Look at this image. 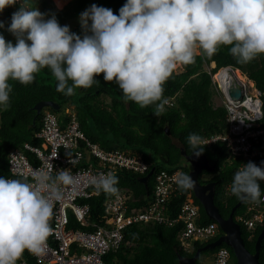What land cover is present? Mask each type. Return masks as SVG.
<instances>
[{
  "label": "clouds",
  "instance_id": "9594fccd",
  "mask_svg": "<svg viewBox=\"0 0 264 264\" xmlns=\"http://www.w3.org/2000/svg\"><path fill=\"white\" fill-rule=\"evenodd\" d=\"M16 3L0 0V13ZM80 25L83 35L61 26L55 13L46 19L38 7H29L22 0L7 27L15 44L0 34V107H9L10 80L28 85L36 73L49 68L58 81L57 91L66 96L91 87L103 74L105 82L115 81L122 90L125 103L135 102L141 108L155 104L153 114L159 117L165 108L175 106L176 96L163 99L164 84L178 65L195 62L197 50L211 57L221 45L231 46L230 54L242 64L264 54V0H126L118 15L92 4L80 14ZM4 27L0 21V29ZM210 66L214 68V63ZM221 69L227 67L215 74ZM212 75L215 94L225 97ZM246 80L251 81L247 76ZM200 141L195 133L188 136L196 157L204 151ZM225 165H229L226 159ZM179 168L185 173L177 175L178 187L194 189L196 181L188 175L191 166L184 158ZM32 177L35 183L0 177V264H17L26 250L44 254L53 232L54 202L64 198V186L74 190L79 186L71 169H61L54 177L36 170ZM207 178L201 183H207ZM258 181H264V167L249 161L236 171L231 192L243 202H258ZM89 183L97 191L118 193V177L113 172L99 173Z\"/></svg>",
  "mask_w": 264,
  "mask_h": 264
},
{
  "label": "trees",
  "instance_id": "16d2710c",
  "mask_svg": "<svg viewBox=\"0 0 264 264\" xmlns=\"http://www.w3.org/2000/svg\"><path fill=\"white\" fill-rule=\"evenodd\" d=\"M125 3L126 0H73L59 12L49 1H43L40 11L42 13L49 11L58 17L68 13L72 18L79 15L87 5L96 4L112 9L114 14L118 15L119 9ZM9 25L10 20L6 22L3 29H0V34H3L7 41H10L7 31ZM70 30L83 35L81 25H76ZM230 47L221 45L217 53L211 57L199 50L194 63L181 65L182 71L178 73L174 71L164 84L163 99L176 96L175 106L165 108L159 117L153 114L155 104L141 108L135 102L125 103L122 90L115 81L105 82L103 74L96 77L97 82L91 87L78 88L72 96H66L57 91L58 81L49 68L36 73L34 81L28 85L10 80L12 92L9 107L7 109L0 107V174L8 176L7 161L11 149L22 147L25 142L32 145L40 144V140L34 138V134L40 129L41 114L36 115L33 107L40 101H54L59 105V109L57 111L50 107L49 109L57 113L66 107H71L76 114L81 131L92 143L107 151L118 149L138 153L150 164L149 171L145 175L127 171L116 173L118 177L116 187L132 191L130 206L145 205L153 189L154 174L160 169L173 171L181 167L183 163L181 150L187 154L194 152L188 142L190 134L195 133L201 138H208L225 131L226 110L223 106H213L212 102L213 93L216 91L213 88L211 75L220 68L230 66L240 70L260 91L263 113L260 127L264 128V54L257 56L249 63L242 64L230 54ZM212 63L214 68L207 70L206 67H210ZM61 117L59 118L62 119ZM199 147L204 148L202 154L214 166L213 172L204 171L202 174L214 175L212 178L215 182L214 203L221 215L226 218L239 198L232 194L230 187L231 195L224 200V188L228 183L232 185L233 176L244 158L238 157L231 164L223 166L226 159L224 143L216 141L210 145H199ZM259 148L264 149V140L259 144ZM251 162L262 167V155L253 158ZM152 170L153 172L150 173ZM184 170L186 171L185 168ZM258 183L263 195L264 181H258ZM188 193L192 195L195 204L199 207L200 215L197 222L200 225L214 222L207 217L191 190H182L181 194H173L165 204L163 214L168 219L176 218ZM108 196L110 194L99 191L97 197L86 200L91 207L92 219L96 220L102 214V202ZM247 201L242 202L234 215L244 212ZM214 223L217 226V236L215 235L208 242L216 240L222 233L219 225ZM181 225L180 222L170 227L165 223L133 224L124 229V243L117 251L105 255L104 261L106 264H178L179 255L191 257L198 248L206 245L205 242H195L191 252L183 251L177 240ZM263 227L264 223L253 237L249 238L246 229L241 226L245 245L251 252H254L256 239ZM222 247L227 248L231 254L229 264H236L232 249L224 243L214 249L201 252L197 264H202L199 260L203 253L213 255ZM24 254L28 255V251L26 250ZM114 259L116 262H112ZM259 262L264 264V238L261 241Z\"/></svg>",
  "mask_w": 264,
  "mask_h": 264
},
{
  "label": "built area",
  "instance_id": "2783aa9c",
  "mask_svg": "<svg viewBox=\"0 0 264 264\" xmlns=\"http://www.w3.org/2000/svg\"><path fill=\"white\" fill-rule=\"evenodd\" d=\"M219 87L225 94L226 129L223 133L201 138L200 145L216 141L224 143L227 164L238 157L244 158L236 171L259 155L264 161V149L259 148L264 140V128L260 127L263 115L260 91L254 88V92L249 93L246 83H241V98L232 100L226 94L227 86ZM40 114L41 126L34 134L40 144L25 142L22 147L11 149L7 161L8 176L0 174V177L35 183L32 173L36 170L50 172L54 177L61 169H71L72 175L79 180V186L75 190L64 186V198L54 202L50 221L53 232L47 240L44 254L23 253L17 264H106L105 255L117 251L124 243V229L137 223H165L170 227L180 222L177 240L179 247L187 253L192 251L195 242L206 243L215 237L217 226L214 222L206 225L197 222L199 207L189 194L185 195L176 218L168 219L163 214V208L172 195L182 192L175 182L179 173H185L181 168L173 171L161 169L154 174L153 189L145 205L130 206L132 191L120 187L117 194H110L102 202V214L98 219H92L91 207L86 200L97 196L99 191L90 185L91 177L107 172L116 175L118 171L145 175L150 164L140 154L118 149L107 151L92 143L81 131L71 107L64 109L62 119L49 107L43 108ZM230 187L231 183L225 186L224 200L231 195ZM246 203L244 212L236 215L235 221L252 238L264 223V194L258 202L248 200ZM230 262L231 254L225 247L213 255V264Z\"/></svg>",
  "mask_w": 264,
  "mask_h": 264
},
{
  "label": "water",
  "instance_id": "95a60500",
  "mask_svg": "<svg viewBox=\"0 0 264 264\" xmlns=\"http://www.w3.org/2000/svg\"><path fill=\"white\" fill-rule=\"evenodd\" d=\"M227 70L229 71L227 93L231 99L237 100L242 95V89L233 73L232 68L227 67ZM46 107H50L55 111L59 109V105L54 101H40L34 105L33 109L36 111V115H39L41 110ZM181 153L182 157L191 166V170L188 175H191L192 179L196 181L195 188L190 190L203 207L207 217L219 225L222 234L217 238V240L198 248L191 257H183L179 255L178 264H197V259L201 252L214 249L223 243L232 249L236 264H260L259 254L261 241L264 238V227L256 239L254 252H251L245 245L240 225L233 219L235 211L240 207L243 201L239 199V201L231 209L228 216L224 218L221 215L219 208L214 203L215 182H207L203 184L199 181V175H201L204 171L212 172L214 170V166L210 164L209 159L204 154L196 157L193 153L187 154L184 150H181ZM152 172L153 170L150 173Z\"/></svg>",
  "mask_w": 264,
  "mask_h": 264
},
{
  "label": "rangeland",
  "instance_id": "374dc122",
  "mask_svg": "<svg viewBox=\"0 0 264 264\" xmlns=\"http://www.w3.org/2000/svg\"><path fill=\"white\" fill-rule=\"evenodd\" d=\"M43 1H45V2L49 1V3L52 4V6L55 8V10L61 12L63 10V8L66 5H68L69 3H71L73 0H68L63 8H58V6L55 4L54 0H23V2L26 3L29 7H35L36 6V7L39 8V10H41V7H42L41 2H43ZM21 2H22V0H17V3L14 6L7 7L2 13H0V21H3L5 25H6V22L8 20H10V23H11V16H12V14L15 11H17L19 9ZM90 7H91V5H87L81 11L84 12L86 9H88ZM43 13L46 14V19L50 18L51 14H52L49 11H45ZM80 14L77 15V16H73L72 18L69 17L68 13L65 14V15L59 16V17L56 14L55 15H56V18H57V20H58V22H59V24L61 26L67 25L71 29V28L75 27L76 25H80ZM89 23H91V22H89ZM9 37H10V41L13 44H15V42H16L15 36L9 32ZM197 52H198V50H197ZM211 68H212L211 66L210 67H206L207 70H210ZM180 71H182V68H181V65H178L176 70H175V72L178 73ZM243 75H244V81H241V82L242 83H246V90L249 93H253L254 92V88H255L254 83H252V81H247L245 74H243ZM215 77H216V74L212 75L213 80L216 82L217 80H216ZM245 81H247V82H245ZM216 86L219 89V85H218L217 82H216ZM212 102H213V106H221L225 102V97L221 93L220 94H218V93L215 94V92H214L213 93V97H212ZM56 114H57L58 117H60V116H62L64 114V110H61V111L57 112ZM207 177L209 178L210 176H208V174H202L200 176V180L201 181L206 180ZM199 262L200 263L202 262L203 264H213V256L211 254H209V253H203L200 256Z\"/></svg>",
  "mask_w": 264,
  "mask_h": 264
},
{
  "label": "bare ground",
  "instance_id": "6f19581e",
  "mask_svg": "<svg viewBox=\"0 0 264 264\" xmlns=\"http://www.w3.org/2000/svg\"><path fill=\"white\" fill-rule=\"evenodd\" d=\"M68 0H54L55 4L58 8H63L64 5L67 3ZM51 2V1H50ZM61 10V9H60ZM229 71L227 69H221L219 73L216 75V81L219 86L225 88L227 86ZM234 75L238 81H244V75L241 71L235 70ZM155 167V166H154ZM161 170V169H160ZM119 172V171H118ZM124 173V172H123ZM156 173V172H155ZM142 177V176H141ZM153 178V177H152ZM151 194V193H150ZM97 197V196H96ZM245 202V201H244ZM245 208V207H244ZM178 229V228H177ZM177 232V231H176ZM217 236V235H216ZM206 244V243H205ZM187 254V253H186Z\"/></svg>",
  "mask_w": 264,
  "mask_h": 264
},
{
  "label": "flooded vegetation",
  "instance_id": "af4514ba",
  "mask_svg": "<svg viewBox=\"0 0 264 264\" xmlns=\"http://www.w3.org/2000/svg\"><path fill=\"white\" fill-rule=\"evenodd\" d=\"M207 181H208V182H209V181L213 182L211 177H210Z\"/></svg>",
  "mask_w": 264,
  "mask_h": 264
}]
</instances>
